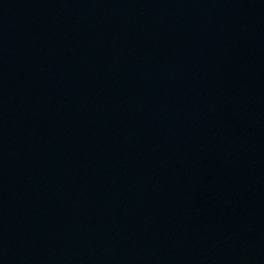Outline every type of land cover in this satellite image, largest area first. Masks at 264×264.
Segmentation results:
<instances>
[{
	"label": "water",
	"instance_id": "obj_1",
	"mask_svg": "<svg viewBox=\"0 0 264 264\" xmlns=\"http://www.w3.org/2000/svg\"><path fill=\"white\" fill-rule=\"evenodd\" d=\"M0 264H264V0H0Z\"/></svg>",
	"mask_w": 264,
	"mask_h": 264
}]
</instances>
